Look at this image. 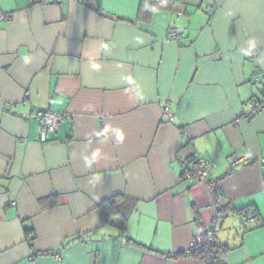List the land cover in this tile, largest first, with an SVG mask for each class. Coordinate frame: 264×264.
<instances>
[{
    "label": "crops",
    "instance_id": "crops-1",
    "mask_svg": "<svg viewBox=\"0 0 264 264\" xmlns=\"http://www.w3.org/2000/svg\"><path fill=\"white\" fill-rule=\"evenodd\" d=\"M142 1L0 0V264H203L170 257L213 223L177 155L219 182L224 263L264 264V108L237 120L264 88V0ZM38 109L60 116L46 140ZM115 194L138 245L101 222Z\"/></svg>",
    "mask_w": 264,
    "mask_h": 264
},
{
    "label": "built area",
    "instance_id": "built-area-1",
    "mask_svg": "<svg viewBox=\"0 0 264 264\" xmlns=\"http://www.w3.org/2000/svg\"><path fill=\"white\" fill-rule=\"evenodd\" d=\"M60 1V0H58ZM5 14L2 10H0V19H4ZM168 35L172 38H176L180 36L176 30L171 29L168 32ZM255 82H259V79L256 78ZM264 108V88L262 89L261 93L258 96H255L251 101V107L248 111L242 112L237 117L238 119H249L254 115H257L262 109ZM163 112L167 119L171 120L173 118L169 108L167 106L164 107ZM35 116L40 122V131L39 136L42 140H46L47 137L56 131L60 116L57 112L49 110V109H38L35 111ZM177 160L179 163V174L182 179H193L194 181L203 183L208 188L211 199H212V207H213V223L209 226L205 233L207 235V239L209 243H214V232L213 226L217 221L219 211L217 206V192H220L219 182L215 178L210 177V168L211 164L203 157L194 155V156H182L177 155ZM244 158H238L231 162L230 167L232 168L235 164L239 162H244ZM259 163L264 166V157L259 159ZM261 181L264 184V170L261 173ZM11 204H14L12 201ZM242 219L245 222H253L255 221V216L251 215H242ZM28 238L31 240L32 234L27 233ZM201 244V237L199 234L193 236L190 247L194 245ZM189 247V248H190Z\"/></svg>",
    "mask_w": 264,
    "mask_h": 264
},
{
    "label": "trees",
    "instance_id": "trees-1",
    "mask_svg": "<svg viewBox=\"0 0 264 264\" xmlns=\"http://www.w3.org/2000/svg\"><path fill=\"white\" fill-rule=\"evenodd\" d=\"M143 5H144V0L140 4L139 13L144 8ZM40 204L42 207H44L45 205L44 200H40ZM134 206H135L134 199L127 197L123 194H115L99 201L95 205V208L99 214L102 224L105 226L107 225L113 227L118 231V233L114 237H122V239L126 243H132L138 245V243L133 242L126 235L127 218L130 212L133 210ZM218 211L220 214V207H218ZM241 215L254 216V211L250 209H245L242 211ZM244 222L245 221L243 220V223ZM28 233L32 234L31 239H33V233L31 231H28ZM198 234L201 237V244L194 245L185 252L177 251L171 254L170 257L173 258L194 257L201 260L203 264H225L222 254L226 250V247L223 244L219 243L216 240L215 236H214L215 242L209 243L205 231L201 234L200 233Z\"/></svg>",
    "mask_w": 264,
    "mask_h": 264
},
{
    "label": "clouds",
    "instance_id": "clouds-1",
    "mask_svg": "<svg viewBox=\"0 0 264 264\" xmlns=\"http://www.w3.org/2000/svg\"><path fill=\"white\" fill-rule=\"evenodd\" d=\"M145 8H146L147 10H150V11L154 14V16H159V15L163 14V13L161 12L160 7H158V6H156V5H149L148 3H146V4H145ZM254 46H255L254 42L250 44V47H254ZM245 54L247 55V54H249V53L246 52ZM107 131H108V129L105 128L104 130L98 132L97 135H98V136H101V137H105V138H107V137L105 136V133H106ZM116 136H117V139H118V140H121V141H122L123 138H124V136H123V132H122V131H117ZM99 156H100V150L97 149V150H95L94 152L91 153L90 157H85L86 164H88V165L90 166L92 163H94V162L98 159Z\"/></svg>",
    "mask_w": 264,
    "mask_h": 264
},
{
    "label": "water",
    "instance_id": "water-1",
    "mask_svg": "<svg viewBox=\"0 0 264 264\" xmlns=\"http://www.w3.org/2000/svg\"><path fill=\"white\" fill-rule=\"evenodd\" d=\"M214 56V55H213ZM213 56H211V57H213Z\"/></svg>",
    "mask_w": 264,
    "mask_h": 264
}]
</instances>
